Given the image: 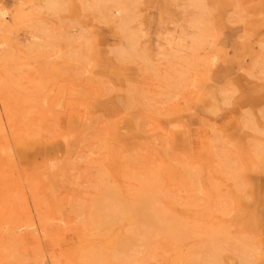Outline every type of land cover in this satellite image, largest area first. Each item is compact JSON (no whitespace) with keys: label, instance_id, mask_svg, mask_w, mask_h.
Segmentation results:
<instances>
[{"label":"bare ground","instance_id":"bare-ground-1","mask_svg":"<svg viewBox=\"0 0 264 264\" xmlns=\"http://www.w3.org/2000/svg\"><path fill=\"white\" fill-rule=\"evenodd\" d=\"M24 1L11 11L0 6V264H8L7 259H16L14 264H150L159 257L160 247L166 249L165 255L174 253L166 264H256L254 244L239 231L231 236L230 227L219 217L226 212L195 203L196 197L210 200L212 192L218 200L241 192L229 196L223 185L240 186L237 162L257 169L264 160V144L251 143L254 133L264 136V108L258 109L264 99L258 98V85L247 79H253L254 73L232 78L227 65L217 68L222 55H228L223 48L226 37L216 44L224 36V20L240 24L242 28L236 32L242 35L237 39L247 40L229 41L236 47L232 61L242 59L237 65L240 70L264 69V34L247 45L257 21L248 19L249 12L237 0H182V5L172 0V11H180L181 22L171 18L173 27L167 29L158 15L159 33L149 44L150 34L142 28L147 14L140 9L141 0H36L34 11L23 8ZM65 13L73 18L91 15L111 25L114 49L102 50L99 37L92 43L83 30L76 44H71L63 29ZM42 15L59 21L60 31L52 34L47 25L31 26ZM149 15L156 14L150 11ZM10 24L12 29L30 26L33 39L24 47L26 53H9ZM65 41L67 51L60 45ZM15 43L24 44L18 39ZM141 64L154 76L155 84L148 89L138 85ZM24 68L27 71L22 72ZM24 73L30 74L25 83ZM86 81L103 85L106 93H118L119 112L124 113L121 129L125 132L116 122L95 138L92 148L89 139L84 140L86 129L93 128L87 125L90 114L81 115L79 108L89 113L88 106L95 108L91 102L97 94H91ZM80 94L86 104L70 103L68 111L64 105ZM168 101L175 104L167 112L161 110L168 128L158 145L159 152L170 159L169 152L175 150L174 141L179 137L185 159L176 164L157 155L142 158L140 153L148 147L135 140L139 132L134 137L131 134L133 118L144 116L142 112H150L158 103L168 106ZM182 107L183 112L193 107L198 111L197 134L187 129L189 124L176 121ZM230 107L231 116L223 121L225 109ZM132 108L136 112L129 114ZM134 123L139 124L138 120ZM180 127L185 131L178 133ZM194 143L200 145L196 151ZM82 147L87 153L84 159L97 158L88 201L65 189L77 173ZM202 156L205 160L200 161ZM116 168L118 180L113 177ZM205 168L211 169L210 179ZM128 181L135 185L133 190L128 189ZM202 181L212 184L204 187L208 183ZM175 193L181 199L186 195L184 212L176 211ZM69 208L72 218H68ZM188 208L206 211L192 215ZM235 218L240 227L250 224L247 214L237 212ZM67 229L75 231L77 239L67 244L69 257L54 255V251L45 254L41 239L55 241L60 236L55 231ZM101 239L104 243L97 244ZM229 239L235 241L237 253L224 258L223 245ZM189 241L192 243L187 245Z\"/></svg>","mask_w":264,"mask_h":264},{"label":"rangeland","instance_id":"rangeland-1","mask_svg":"<svg viewBox=\"0 0 264 264\" xmlns=\"http://www.w3.org/2000/svg\"><path fill=\"white\" fill-rule=\"evenodd\" d=\"M27 2L23 5V8L25 9H30V10H35L36 7H34L32 9L33 6H35V1L32 0H26ZM242 7H244V9H246V11L249 12L248 14V19H253L256 22V31H251V33L253 34V38L247 43V45L249 43H254L257 39L261 40L262 36L264 34V0H237ZM25 1L24 0H0V6L6 7V10H13L17 5L19 4H23ZM184 1L179 0V4H183ZM73 4L75 2H72ZM173 1L172 0H141V4H140V9L142 11L146 10L145 13L143 14L144 18V14L146 15V17L143 19L142 23H143V30L147 33L150 34L148 35L150 37L149 40V44L152 43L151 39H153V37H155V33H159V29L157 27V20H158V15L161 17V19L163 20L164 23L163 27H167V29H171L173 27V25L171 24V18H173V20L176 22V19L178 20V23H180L181 21L179 20L180 15L178 13H180V11L177 13H174L172 10L173 8L171 7ZM157 7V8H156ZM154 12L156 15H149V12ZM167 11V13L165 12ZM170 12V14L168 13ZM64 15V23L66 25H64V31L68 33V37L67 40L71 41V44H76L75 39H77L80 35V30H83V32L86 34V37L89 39L90 42L92 43H96V37H99V39L101 40V44H100V48L104 51H110L112 49H114V44H112L114 38H115V34L112 30L111 25H107L106 23H103L101 21L98 20H94L92 18V16H78V17H71L70 14L65 13ZM40 16V15H39ZM44 16V17H43ZM7 20H9V17H6ZM46 21H44V19H46ZM37 19V18H36ZM168 22H166V21ZM231 21L235 22V20L231 19ZM217 23L218 19H217ZM38 25V28L41 27V25H47L48 28L50 29L51 33H57V29L60 31V23L59 21H57L56 19H53L51 16L47 15H42V17L40 19L34 20L32 21V25ZM220 25V24H219ZM225 29H223L224 32V36L219 38V41L217 39L216 44L217 46H219L220 41L222 39H224L225 37L227 39H225V43L223 44V46H220V49L225 48L228 55L227 56H223L221 57V60L218 61V66L217 68L220 70L222 67H225L226 65L228 66V69L230 68V72L232 73L231 76L232 78H236L237 76H243L246 78L247 73L249 72H253L254 73V78L251 79L247 76L248 80H251L252 82H254V86H257V90H258V98L263 96L264 99V69L261 68H255L252 69L250 71H247L248 69L245 70H240L238 68L237 65H240L238 63H241V60L238 61H232V56H233V51L234 48H236L234 45L231 47L229 45V41H233L235 39H237V37L241 36L242 33L236 32L238 30V28H242L240 24L238 25H232L229 22H225L224 20L222 21V25ZM29 25H23V26H16L12 29V25L10 24L8 26V28H11V32L9 35V38L11 40V47L9 50V53H26V52H22L23 50H26L24 47L29 45V41H31V39L29 36V33L31 32V30H29ZM82 27V28H81ZM233 33V35H232ZM244 38V37H243ZM18 39L22 44L23 47H20L19 45H17L15 43V40ZM238 41L236 42H240V41H244L246 42V39H237ZM39 42V40H37ZM148 41V40H147ZM39 44V43H38ZM68 44L66 41L65 42H61L60 45H62V47H64V51H67V49L69 50L68 46L66 45ZM245 44V43H244ZM239 45V44H237ZM41 46V45H39ZM42 47V46H41ZM66 47V48H65ZM223 47V48H222ZM256 48V46H254ZM3 48V47H2ZM0 47V50H3ZM233 48V50L231 49ZM49 50V49H48ZM44 51H47L46 48H44ZM50 51V50H49ZM237 54V53H236ZM231 59L229 61L228 64L224 63V60L226 59ZM248 58H244L243 60H247ZM152 60L156 61L157 58L156 57H152ZM138 71L139 74V82L138 85L140 86V88H147L150 87L152 84H155V81L153 82L152 79L154 78V76L152 75V73L147 72L143 65L141 64ZM216 68L214 67L213 70H215ZM27 71V68H24L22 72ZM30 74L28 73H24L23 79H24V83L25 78H27ZM98 76V74H96ZM15 77L14 74L10 75L11 80H13V78ZM96 80H100V78H96ZM241 82V79H239ZM242 83V82H241ZM145 84V85H143ZM28 84H25L24 86L27 87ZM244 85H246V83H244ZM101 86L104 87L103 85H99V87H97L96 83H89L86 81V87L89 88L91 94L95 93L97 94V99L92 100V104L95 106V108H93L92 105L88 106L89 108V113L87 109H83L82 107L79 108V112L81 115L87 117L89 114V120L87 121V125L92 124L93 128L92 130L90 129H86L89 130L86 135L84 136V140L89 139V143L91 144V147L94 146V140L97 136L102 135V133L106 132L108 129L114 127L115 123L118 122L119 124V128L121 130V132H125V130H122V118L124 116L123 112H119V110H122V107L118 105L117 103V96L118 93H116L115 91H109L108 93H106V91H104L103 89H101ZM126 86V85H125ZM124 86V88H125ZM251 86V85H250ZM132 88V87H131ZM148 89V88H147ZM80 90V89H79ZM146 94V95H145ZM257 94V93H256ZM147 96V93H144V97ZM93 98V97H92ZM72 99V98H71ZM182 99L179 101L181 102ZM77 103V104H86L84 102V100H82V95H77V99L74 100L72 99L71 101H69L68 103H66L64 105V107L68 108V111L71 106L70 103ZM170 104V105H169ZM173 104L171 101H168V106L163 104V103H158L157 105H155L153 108H151L150 112L144 111L142 112V114L144 116H137L135 118H133L130 122L132 124V127H134L132 130V136L134 137L135 134H137V132L140 133V137L135 138V140H137L140 144L143 145V147H148V149H146L145 151L140 153V156L142 158H147L150 159L149 157L151 156H156L158 158H162V159H166L170 164H176L179 159L181 158L182 160H184L185 158L183 157L185 152L183 153L182 150V144H181V140H179V137L175 139L174 141V149L169 152V157L170 159H168L167 155H164L162 153L159 152V145L161 144V139L162 136L164 134L165 128H168V125L165 122L166 117L163 116L161 110L166 111L171 109V105L173 106ZM169 108H167V107ZM93 109H92V108ZM261 107L264 108V103L263 104H258V109H260ZM196 108V107H195ZM231 108L229 109H225V118H221L223 121L228 120V116H231L230 112H231ZM141 111V110H140ZM129 114L135 113L136 110H130ZM198 111L196 110L194 112V107L191 111L187 112H183V107L182 109L177 113V118L176 121H178L179 124H189V126L187 127V129H189L191 132H193L194 134H197V119L199 117ZM233 113V112H232ZM235 114V113H234ZM171 115V114H169ZM128 120V119H126ZM139 122L138 125H136L134 122L137 121ZM259 121V118H258ZM120 122V123H119ZM199 126V125H198ZM264 126V124H263ZM259 128V127H258ZM130 129V128H129ZM185 131V129H182L181 127L177 130L178 133ZM196 132V133H195ZM248 132H245V134L247 135ZM193 134V136H195ZM251 134V133H250ZM177 136H179L178 134H176ZM202 138L204 137V134L201 133ZM129 137V135H128ZM251 143L253 144V142H257V144H264V136L260 135V134H256L254 133L251 136ZM93 143V144H92ZM156 144V145H155ZM80 146V145H79ZM194 147V150H198L200 148V145H196L194 143V145H192ZM245 146L249 149V145L245 144ZM250 149H252L250 147ZM103 153V152H102ZM87 155V153L85 152L84 148H81V156H78L77 159H79L77 161V173H75V177H71V181H69V183L66 185V191H71L70 193L74 194V197H83L85 198L86 201H88L90 199V194L93 193V189L91 188L92 186L90 185L91 181H94L92 178V173L93 170L92 168H96V164L94 163L95 160H97V158L95 157L93 159L92 156H88L86 159H84V156ZM101 160L104 159V156L100 157ZM204 156H202L201 158H199V160H205L203 159ZM240 159H242V155L240 154ZM237 162V161H236ZM238 165H236L238 170H241V184L240 186H237V188H235L231 182H224V187L226 188V191L228 192L229 196L230 193H233L234 191L239 192V189H241V192L239 193H234V196H230V198H221L218 200V198H214V193L212 192L210 194V200H206V198H204L202 196V198H197L196 197V205L198 206H202L205 203L206 207H211L214 206V208H216L215 210H220V211H225L226 215L224 216H219L223 219L224 223L230 227V235H237V232L239 231L241 235H245L246 239H249L250 242H252L254 244V247L256 248V251H254V260H256V264H264V160L258 165L257 169H253L251 166H249V164L247 163H242L240 160L239 162H237ZM100 164V163H99ZM177 166V165H176ZM235 166V164L233 165ZM178 167V166H177ZM116 169H113L114 172V179L118 180L119 179V174H117ZM210 171L211 169H206L205 168V175L208 176V179H210ZM116 172V173H115ZM113 175V174H112ZM217 177V175H216ZM132 181H128L127 182V187L128 189H134L135 185H133V183H131ZM202 183H208L207 185H204V187L208 186L209 184H212L211 182H205L202 181ZM65 189H60L61 191H65ZM129 189V190H130ZM175 190V188H174ZM185 196H183V200H185ZM77 201L79 200L78 198H75ZM181 198H179V195L177 193H175L173 195V200L176 202V211H181V209L183 210V212L185 211L184 208V203L185 201H183ZM190 200L193 202L192 198H190ZM238 201H240L238 203ZM46 208L44 207V210ZM206 211V209H203L200 213H204ZM69 212V216L68 218H72L73 214H71V208L68 209ZM188 213H192V215L196 214H200L199 211L193 208H188L187 209ZM237 212H241L244 214H247V220H249L248 222L250 223L248 226H246L244 223L241 224V227L239 225H236L235 221V214ZM50 214V213H48ZM239 229V230H238ZM56 230V229H55ZM57 233L60 234V236L58 237V239H53L55 241H48V240H42L41 239V247L43 249V252L45 254H50L52 251L53 254L55 255V253L58 254H64L66 257L68 256V252H67V248L68 245H72V243H76L77 239L76 237H74L73 233L75 231H73L72 229H67L65 232L61 233L58 231H55ZM235 241H233L232 239L226 240L225 244L223 245V248L226 249L225 253H224V258L225 256L228 255H236L237 251L236 250V246L234 244ZM96 243H104V240L101 239L100 241L97 240ZM192 242L189 241L186 244L190 245ZM68 244V245H67ZM164 244V243H163ZM160 244V245H163ZM169 247V244H168ZM162 249H158L157 251V255L159 254V257H155L153 261H150V264H166L167 259H169L170 257H172V255L174 254L173 251L172 253L170 252L169 254L165 255L164 247H160ZM66 249V250H65ZM166 250V249H165ZM21 257V256H20ZM69 257V256H68ZM21 259L23 260V257H21ZM16 259H7V263L8 264H14ZM19 264V263H18ZM21 264H28L27 262L21 263Z\"/></svg>","mask_w":264,"mask_h":264}]
</instances>
